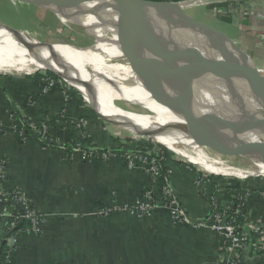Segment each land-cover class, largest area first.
Masks as SVG:
<instances>
[{
    "label": "crops",
    "instance_id": "1",
    "mask_svg": "<svg viewBox=\"0 0 264 264\" xmlns=\"http://www.w3.org/2000/svg\"><path fill=\"white\" fill-rule=\"evenodd\" d=\"M234 2L228 8L243 9L246 18L239 27L232 23L233 31L250 27L246 36L255 37L254 46L243 52L264 70V0ZM219 4L210 8L220 11ZM218 22L232 28L229 23ZM40 85L20 76L0 79L2 189L24 194L43 220L39 235L18 230L16 241L6 240L11 248L10 264H230L234 254L213 229L208 199L216 198L221 206L230 204L224 189H215L203 173L167 155L165 177L189 220L176 222L162 204L160 184L152 182L145 165L127 167L124 156L132 152V140H125L124 146L118 142L112 135L115 129L102 121L92 106L89 109L80 95L57 88L45 91ZM11 107L19 118L11 115ZM21 117L34 126L45 125L48 136L72 147L80 143V131L73 128L72 118H86L90 146L114 154L102 160L72 153L67 160L65 150L45 147L39 139L20 142L13 130L24 125ZM133 142L148 150L145 142ZM261 183L248 189L259 190L250 193L246 203L245 226L251 230L264 228V181ZM143 189L152 190L155 197L156 208L151 214L133 210L102 215L106 209L134 205ZM254 251L250 247L242 250L243 264H258L260 258Z\"/></svg>",
    "mask_w": 264,
    "mask_h": 264
},
{
    "label": "bare ground",
    "instance_id": "2",
    "mask_svg": "<svg viewBox=\"0 0 264 264\" xmlns=\"http://www.w3.org/2000/svg\"><path fill=\"white\" fill-rule=\"evenodd\" d=\"M66 1V8L54 11H58L63 24L73 22L91 36L92 46L47 45L34 39L31 46L0 28V75L18 77L53 70L82 94L101 119L116 122L118 128L133 131L130 133L148 135L204 174L233 177L243 183L264 177V147L258 141L264 137V118L253 112L257 108L255 95L246 83L235 79L226 65L223 47L208 37H197L180 21L183 12L196 4L203 5V0L151 9L162 26L154 28L155 51L189 63L208 61L218 69V77L196 78L199 100L165 99L156 94L151 86L137 79L132 69L126 34L115 26L120 23L118 16L95 0ZM100 27L105 29L103 35L95 30ZM143 53L152 60L150 51ZM241 73L244 75L242 70ZM209 98L218 100L215 106L206 100ZM116 103L125 104L128 110ZM215 109L230 116L240 132L256 138L230 142L218 126L220 117ZM246 111L252 112L250 117ZM214 144L224 146L226 154H216Z\"/></svg>",
    "mask_w": 264,
    "mask_h": 264
},
{
    "label": "water",
    "instance_id": "3",
    "mask_svg": "<svg viewBox=\"0 0 264 264\" xmlns=\"http://www.w3.org/2000/svg\"><path fill=\"white\" fill-rule=\"evenodd\" d=\"M76 0H71L74 2ZM112 10L120 19V23L115 25L126 34L128 44L132 54V69L137 79L151 86L154 92L165 99L178 100H199L195 80L202 76H220L218 69L211 65L208 61L203 63H189L186 60H179L172 55H162L155 51L157 45H153V33L155 27H160L159 17L152 13L151 9L159 6H167L181 3L168 1H152V0H95ZM19 3H26L36 6L42 10L52 11L55 9H64L69 2L66 0H17ZM174 20L176 19L173 17ZM180 21L185 24L187 29L192 31L197 37H208L212 43L221 46L226 50V65L234 72L235 79L246 83L252 93L256 97L257 108L252 107L256 114L264 118V85L262 77L264 74L258 69L248 58V56L237 48L236 44L222 32L208 27L207 25L191 18L187 14H181ZM0 28L10 32L17 37L22 43L29 44L33 39L24 35L22 31L15 30L11 27L0 25ZM148 50L153 54L150 61L147 55L143 53ZM169 51V50H168ZM244 72V75L241 73ZM58 75L55 71L49 70ZM61 77L60 75H58ZM63 78V77H61ZM215 106L218 100L214 98L206 99ZM219 113L218 126L230 142L236 143L246 140L255 139L254 136L246 135L240 132L233 123L230 116L214 110ZM95 112V111H94ZM96 113V112H95ZM248 117L250 113L246 111ZM97 114V113H96ZM216 114V115H217ZM221 115V116H220ZM99 117V116H98ZM221 118H226V122ZM101 119V118H100ZM104 121L103 119H101ZM107 123L106 121H104ZM116 126V122L108 123ZM142 136H148L141 134ZM264 147V137L258 139ZM216 154H226L224 146L214 144ZM4 225L1 231L4 230ZM2 244L5 243L6 235L2 234Z\"/></svg>",
    "mask_w": 264,
    "mask_h": 264
},
{
    "label": "rangeland",
    "instance_id": "4",
    "mask_svg": "<svg viewBox=\"0 0 264 264\" xmlns=\"http://www.w3.org/2000/svg\"><path fill=\"white\" fill-rule=\"evenodd\" d=\"M17 0H0V25H5L8 27H11L15 30L22 31L26 36L30 37L31 39L36 40L38 43L42 44H47V45H70L72 47L76 48H83V47H90L92 46L93 38L91 36H88L85 34L83 30H81L75 23L73 22H67L66 24H63L61 20L58 17V11H46L42 10L36 6L26 4V3H19L16 2ZM160 1H170L171 0H160ZM181 1H187V0H181ZM241 0H236V3H239ZM249 1V0H247ZM174 2V1H172ZM235 3L234 0H203V5H198L196 4L192 8L186 10L183 12V14H187L191 18L207 25L208 27H211L213 29H216L223 34H225L229 39H231L233 42H235L236 46L238 49L241 51L245 50V48H251L254 45L255 42V37L253 35L246 36L248 35V32L250 30V27L248 30H242L237 29L233 31V25H239L242 21H245L246 15L243 12V9H239L238 7H229L227 8L226 12L222 11L220 9H213L210 8L213 4L217 3ZM229 3V4H230ZM237 6V5H236ZM242 8V7H241ZM218 21H223L225 23H229L231 27H228L222 23L219 24ZM61 22V23H60ZM240 22V23H239ZM241 26V25H240ZM239 27V26H238ZM97 34L103 35L105 33L104 28H96L95 29ZM254 31H252L253 34ZM247 37V39H246ZM253 43V44H252ZM252 44V45H251ZM221 50V49H220ZM224 52V50H222ZM225 53V52H224ZM261 72H264V70L261 69ZM36 73L41 74V75H46L47 73H50L51 75L56 76V78H53L54 86L48 87L47 89H64V91L70 90L73 94H78L80 95L81 99L83 100L84 104L88 106L90 109L91 107L89 104L85 102V99L83 98L82 94L78 91H76L74 88L70 87L64 80V78L59 77L52 71H40V72H34L31 75H20V78L22 77L24 81L26 82L31 79ZM16 77L14 74H6V75H0V79L2 77ZM52 78V77H51ZM43 85V82H42ZM41 86V85H40ZM44 86V85H43ZM42 86V87H43ZM46 87V86H45ZM45 90V89H44ZM46 91V90H45ZM66 102L69 99V94H66ZM120 108L127 109L128 107L123 104V103H116ZM93 109V108H92ZM138 110V109H137ZM64 111V108L62 112ZM96 114V113H95ZM98 116V115H97ZM100 118V117H99ZM73 121V128L75 131H80L81 136L85 137L84 140H88L89 138V133L86 130V125H87V119L80 117V118H72ZM108 124V122H107ZM76 125H79L76 127ZM110 125V124H108ZM111 129H115L112 135L115 137V139L122 143L124 146V141L129 139L132 140V144L129 146L130 151L132 152H127L129 154H132L133 156H146L150 154H155L156 157L158 158L157 155H160V151L165 150V155H168L171 159L176 160L177 162H180L182 165H189V168L192 170H195V172L199 171L196 167L192 166L191 164L187 163L184 160H181L180 158H177L175 154L172 152L168 151L165 149L163 146L155 143L153 140L146 136H142L141 134H133L130 133L129 131H132L130 129L125 128L126 130L118 128V126H113L110 125ZM114 127V128H113ZM123 127V126H121ZM83 128V129H82ZM118 128V129H117ZM133 132V131H132ZM84 135V136H83ZM80 137V139L82 138ZM170 137V136H169ZM82 140V139H81ZM133 140H137L139 142H145L147 145V151L144 149L143 146L139 147L134 146ZM91 141V140H90ZM91 143V142H90ZM170 143H173L172 140ZM77 145V144H76ZM83 145V143H82ZM90 147V144L89 146ZM76 149L74 147L72 149L73 151ZM82 149V148H81ZM158 149V150H157ZM157 150V153L155 152ZM146 151V155H145ZM144 152V154H143ZM167 152V154H166ZM164 155V154H163ZM242 156L238 155L236 158H241ZM224 158V157H223ZM222 159V158H221ZM237 165V164H235ZM237 167V166H236ZM201 172V171H200ZM199 172V173H200ZM203 173V172H201ZM204 174V173H203ZM204 176H207L209 180L215 185V189L220 190L223 189L225 186L229 185H240L241 188L246 189L244 191L248 192V189H253L257 187V185H261L264 181V177H254L250 179L245 185H241L240 181L234 179L233 177H221V176H216V175H209V174H204ZM242 183V182H241ZM250 184V185H249ZM258 189V188H257ZM248 190V191H247ZM250 197V194H249ZM209 197L208 199H210Z\"/></svg>",
    "mask_w": 264,
    "mask_h": 264
},
{
    "label": "built area",
    "instance_id": "5",
    "mask_svg": "<svg viewBox=\"0 0 264 264\" xmlns=\"http://www.w3.org/2000/svg\"><path fill=\"white\" fill-rule=\"evenodd\" d=\"M53 78L48 77L44 79L43 85L45 90L48 87L54 86ZM46 86V87H45ZM48 86V87H47ZM67 98V97H66ZM29 128L37 130V132L42 136L43 138L49 137L47 134V128L45 125H40L39 127L34 126L32 124H27ZM79 125H76L78 127ZM23 126L14 127L20 128L19 136L23 138L25 141L26 137L23 133ZM37 127V128H36ZM79 128V127H78ZM83 129V128H82ZM84 136V135H83ZM81 136V133L79 135ZM85 137H82L81 139L84 140ZM55 144L58 146V148L65 150V144L62 143L60 140L55 139ZM76 149L73 151L75 154H80L84 158H99L102 160H106L110 158L114 153L111 151L103 150L99 153V149L93 146L88 147L89 150L81 149V144H77ZM73 147V148H74ZM148 153V152H147ZM145 153V155L147 154ZM164 151H160V155L157 157L146 155V156H133L132 154L125 153V159L127 161V167L129 169L136 168L137 165H145L146 172L150 175L152 182L155 183L157 181H160L163 176L160 171V162L163 159ZM4 164L0 163V223H3L4 230L3 234L6 235V240H15V234L18 232L21 224L28 220L30 222V227L25 229L28 232H30L32 235H39L41 231V226L43 224L42 217L36 213L34 209L31 208V203L27 197L24 196L21 192L18 190H10V191H4L2 189V183L5 180L4 175ZM161 197H162V204L166 206L172 218L176 222H183V223H189V220L187 219L185 212L178 206L176 203V199L172 195V192L169 188L167 178L164 177L163 183H161ZM230 196L232 199H235L237 201H240L241 203L244 201H248L249 194L246 195H238L237 193H230ZM155 197L153 195L152 190L148 189L145 190L137 199L134 205L132 206H123L113 209H106L102 212V215H108L110 213H113L115 211H129L133 212V210H137L142 215H148L151 214L155 208L156 205L154 203ZM19 206L21 209V213H16L15 208ZM209 209L211 211V215L214 221L213 229L220 235L222 238L223 243H227L230 250L233 252L234 257L230 261V264H243L240 258V252L239 249L244 250L247 248V241L248 236L244 232H239V225L234 223L233 219L225 220V214L228 211H232L233 216H239V210L235 208V206L230 203L226 205H219L216 201V198L211 197L209 199ZM245 223V221H244ZM258 232V238L254 241L253 247L255 250H261L264 249V230L262 228L254 229ZM2 236H0V248L3 245H7L6 243L2 244ZM11 248L7 245L3 255L0 257L1 263L0 264H10L9 263V254H10Z\"/></svg>",
    "mask_w": 264,
    "mask_h": 264
},
{
    "label": "trees",
    "instance_id": "6",
    "mask_svg": "<svg viewBox=\"0 0 264 264\" xmlns=\"http://www.w3.org/2000/svg\"><path fill=\"white\" fill-rule=\"evenodd\" d=\"M152 1H160V0H152ZM171 1L178 2V1H181V0H171ZM229 3H221V4L217 5V7L220 8L222 11L226 12V9L228 8V4ZM48 77L56 78V76L51 75L50 73H47L46 75H41V74L36 73L31 78L34 79L35 81L40 82L41 87H42L43 86L42 85V82H44V79L45 78H48ZM0 90H1V88H0ZM11 111H12L11 112V115L14 118H19L18 117L19 114L15 111V109L13 107H11ZM21 118H23L24 127L22 129H23L24 136L26 138L39 139L41 141V143H42L43 146L48 147L50 149H57L58 148V146L54 142L55 141L54 138H49V137L43 138L42 136H40V134L37 132V130L32 129V128H29L27 126V124H30V122L25 117H21ZM20 130H21L20 128H15L13 130V132L16 135L17 139L20 142H23L24 141L23 138L21 136H19V131ZM0 134H1V127H0ZM77 141H78V143L80 142L82 149L89 150L88 149V146H89V144L91 142L89 139L87 141L86 140H81L80 137L78 136L77 137ZM82 143H83V145H82ZM72 149H73V147H72L71 144H69V143L68 144H65L66 159L68 158L67 160H69L70 156L72 155ZM98 151L100 153V152H102V149H99ZM143 154H144V152H143ZM151 156L156 157L155 154H151ZM162 157H163V159L161 160L159 167H160V171H161V174H162L163 178L160 181H157V183L160 184V185H158V188L161 187V183H163V179H164L165 174L167 173V169H168V167L166 166V163L168 161L167 155L164 154V155H162ZM156 159H158V158H156ZM223 189L227 192L226 195H225L226 196L225 198H226L227 202L232 203L235 206V208L237 210H239V213H240L239 216H233L232 211H228L225 214V220L233 219L234 220V223L239 225V227H240L239 232H244L248 236V241H247V245L248 246L247 247L252 248L253 251H254L255 249L253 247V243L258 238V232L255 231V230L248 229L245 226V223H244V221H245L244 215H245V209H246V203H247V201H244V202L241 203L240 201H237L235 199H232V197L230 196V193L234 192V193H237L238 195L244 196L247 193L250 194L252 192H258L259 190H251V191L246 192L243 189H241V187L239 185L226 186V187H223ZM144 191H145V189H143L142 193ZM248 198H249V196H248ZM227 204H229V203H227ZM31 208L34 209L32 205H31ZM15 212L16 213H19V214L21 213V209H20L19 206H17L15 208ZM29 227H30V222L28 220H25L21 224L19 230H25V229H27ZM262 229L264 230V228H262ZM2 234H3V232L0 231V236H2ZM224 245L228 246L227 243H224ZM5 248H6V245H3L0 248V257L3 255V252H4ZM255 251L254 252L260 258L258 264H264V249H261V250L259 249V250H255ZM239 252L241 253L242 250L239 249ZM0 263H1V259H0Z\"/></svg>",
    "mask_w": 264,
    "mask_h": 264
}]
</instances>
